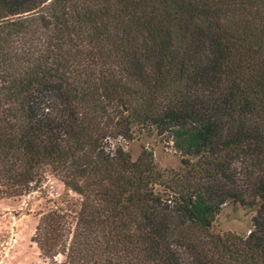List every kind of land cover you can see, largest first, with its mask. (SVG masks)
I'll list each match as a JSON object with an SVG mask.
<instances>
[{
    "label": "trees",
    "instance_id": "obj_1",
    "mask_svg": "<svg viewBox=\"0 0 264 264\" xmlns=\"http://www.w3.org/2000/svg\"><path fill=\"white\" fill-rule=\"evenodd\" d=\"M135 129L180 169L113 144ZM47 167L81 199L42 214L46 257L264 264V0H0L2 192ZM228 203L253 212L245 237L209 234Z\"/></svg>",
    "mask_w": 264,
    "mask_h": 264
},
{
    "label": "rangeland",
    "instance_id": "obj_2",
    "mask_svg": "<svg viewBox=\"0 0 264 264\" xmlns=\"http://www.w3.org/2000/svg\"><path fill=\"white\" fill-rule=\"evenodd\" d=\"M112 142L121 145L133 161L142 152H150L153 164L159 170L178 171L181 167L179 153L164 136L135 129L129 139L117 138ZM80 199V195L69 190L62 177L49 167L27 194L8 196L0 187V264H67L60 254L50 258L44 251L42 253L35 241V230L42 214L60 211L73 215ZM252 214L237 203L225 204L209 228V234L213 237L227 234L245 237L251 228ZM65 239H59L58 244L64 243Z\"/></svg>",
    "mask_w": 264,
    "mask_h": 264
}]
</instances>
